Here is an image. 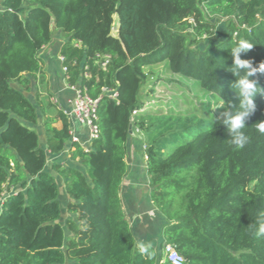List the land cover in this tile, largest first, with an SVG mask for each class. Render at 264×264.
<instances>
[{
  "label": "trees",
  "instance_id": "1",
  "mask_svg": "<svg viewBox=\"0 0 264 264\" xmlns=\"http://www.w3.org/2000/svg\"><path fill=\"white\" fill-rule=\"evenodd\" d=\"M213 19H226L230 35L195 48L194 35L210 34ZM54 29L67 36L60 54L68 83L99 98V137L88 149L68 148L85 170L49 166L69 144L70 121L57 103L28 97ZM240 40L254 44L242 59L264 63V0H0V264H171L166 244L184 264H264V236L255 234L264 212V134L255 125L264 121V93L246 118L242 150L205 102L159 113L145 111L141 98L146 67L165 62L221 101L219 112L235 111L236 77L225 64ZM253 79L264 88V72ZM134 125L144 132L150 197L165 219L153 257L138 252L120 195ZM60 178L69 211L84 206L86 221L63 223Z\"/></svg>",
  "mask_w": 264,
  "mask_h": 264
},
{
  "label": "crops",
  "instance_id": "2",
  "mask_svg": "<svg viewBox=\"0 0 264 264\" xmlns=\"http://www.w3.org/2000/svg\"><path fill=\"white\" fill-rule=\"evenodd\" d=\"M60 40L62 41L56 43L52 39L49 44L43 46L40 50V56L43 60V71L37 75L36 81L28 92V96L30 94L35 96L33 102H36L38 98L41 105L46 107L50 101L57 100L59 107L66 108L69 100L75 96V90L69 86L66 80L60 54L61 45L66 39ZM47 110L50 115L56 113L54 107H50ZM76 128L81 139L85 140L86 130L80 126ZM144 139L142 135L137 137L133 130L128 137V153L126 156L128 172L124 178L120 195L126 218L130 222L137 243L140 241L151 242L154 247H158L162 241L161 230L165 219L154 206L150 197L151 176L147 171ZM50 158L53 159L52 163L54 164H63L65 161L69 162L68 166L74 164L85 170V167L79 162L71 159L68 151L51 155ZM68 166L63 165V167ZM60 201L64 208L70 202L65 189L63 194L60 195Z\"/></svg>",
  "mask_w": 264,
  "mask_h": 264
},
{
  "label": "rangeland",
  "instance_id": "3",
  "mask_svg": "<svg viewBox=\"0 0 264 264\" xmlns=\"http://www.w3.org/2000/svg\"><path fill=\"white\" fill-rule=\"evenodd\" d=\"M212 22L215 23V27L211 30L210 34H204L203 36L193 34L197 38V43L194 45L195 48H205L213 46L230 35L226 19H213ZM117 27L118 18L115 15L113 27L114 35H117ZM66 38V34L61 30H53L54 42L58 43L62 41L60 39ZM190 38H192V36H190ZM146 71L148 72V78L141 90V98L145 104V111L147 110L150 112L165 113L167 112V110L173 108L182 110H197V108L199 109V107L202 106V103L205 102L206 105H208L209 108H207L210 109L211 114H221V112L217 110L218 106L222 104L221 101L208 98L205 91L199 85L195 84L191 79H187L180 75L172 73L165 62L147 66ZM28 97L32 101L35 100V96H32L31 94ZM52 102L55 103V101ZM42 120L43 116L40 113V123L35 127L43 137V132L41 129ZM132 130L137 137L142 135L144 139V132L140 129V127L134 125L132 127ZM52 162L53 159L49 158V166L51 164H54ZM60 165L68 166L69 162L64 161L63 164ZM59 180L61 184V194H63V191L65 189L64 182L61 178ZM68 208L69 204L67 203L66 207L64 208L65 210L62 218L63 223L68 217L76 218L80 223L86 221L87 214L84 206L78 205L75 206L74 209H72V207L70 206L72 212H70ZM67 234L69 235L68 231Z\"/></svg>",
  "mask_w": 264,
  "mask_h": 264
},
{
  "label": "clouds",
  "instance_id": "4",
  "mask_svg": "<svg viewBox=\"0 0 264 264\" xmlns=\"http://www.w3.org/2000/svg\"><path fill=\"white\" fill-rule=\"evenodd\" d=\"M253 47L254 44L247 40H240L234 47H228L233 63L231 65L225 64L226 69L236 77L231 87L239 97V105L235 106V111L232 110L234 107L223 111L221 113L222 118L219 121L226 127L231 138L229 143L235 150H242L249 143V136L244 131L246 118L256 110L257 105L254 98L258 93H264V88L260 86L256 79H253L258 72H264V63H261L259 67H254L251 60L241 58V53L247 52ZM222 64H224V61ZM222 106L223 104L218 107ZM255 125L256 130L264 134V121H258ZM255 224V234L258 237L264 236V212L259 213ZM137 249L142 256L153 257L156 254L154 245L151 242L140 241L137 244Z\"/></svg>",
  "mask_w": 264,
  "mask_h": 264
},
{
  "label": "built area",
  "instance_id": "5",
  "mask_svg": "<svg viewBox=\"0 0 264 264\" xmlns=\"http://www.w3.org/2000/svg\"><path fill=\"white\" fill-rule=\"evenodd\" d=\"M110 56H104V60H102L101 65L105 67L109 61ZM61 60L63 61V57L61 56ZM63 70L65 72L66 80L68 81V76L66 73V68L63 66ZM71 88L75 90L74 98L70 99L68 102V106L62 107L64 114L70 121V134L71 138L69 140V144L64 151H68V148L72 143L77 142L82 147L88 149L91 146L93 140L99 137V127L97 124L98 121V102L99 98H93L88 95L86 92H82L80 87L77 85L69 84ZM103 91L109 94L112 98H116L118 93L116 90H110L107 88H103ZM57 103V100H55ZM134 114L137 113L135 110ZM81 127L86 130V139L82 140L78 134V130L76 127ZM13 165V164H12ZM2 208V198H0V210ZM164 254L167 260L171 264H184V257L180 252L172 245L166 244L164 247Z\"/></svg>",
  "mask_w": 264,
  "mask_h": 264
},
{
  "label": "water",
  "instance_id": "6",
  "mask_svg": "<svg viewBox=\"0 0 264 264\" xmlns=\"http://www.w3.org/2000/svg\"><path fill=\"white\" fill-rule=\"evenodd\" d=\"M131 132H132V126H131Z\"/></svg>",
  "mask_w": 264,
  "mask_h": 264
}]
</instances>
